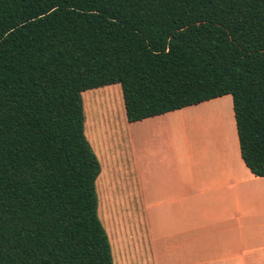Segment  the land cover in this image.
Masks as SVG:
<instances>
[{
  "label": "trees",
  "instance_id": "16d2710c",
  "mask_svg": "<svg viewBox=\"0 0 264 264\" xmlns=\"http://www.w3.org/2000/svg\"><path fill=\"white\" fill-rule=\"evenodd\" d=\"M127 123L229 96L264 177V0H0V264H112L81 94Z\"/></svg>",
  "mask_w": 264,
  "mask_h": 264
},
{
  "label": "crops",
  "instance_id": "0c3cea01",
  "mask_svg": "<svg viewBox=\"0 0 264 264\" xmlns=\"http://www.w3.org/2000/svg\"><path fill=\"white\" fill-rule=\"evenodd\" d=\"M98 89L84 94L99 100ZM211 103L227 107L230 118L218 140L195 137V123L185 126ZM126 130L111 161L118 180L132 186L133 241L122 228L114 264H264V177L253 176L240 159L229 100L127 123Z\"/></svg>",
  "mask_w": 264,
  "mask_h": 264
},
{
  "label": "rangeland",
  "instance_id": "374dc122",
  "mask_svg": "<svg viewBox=\"0 0 264 264\" xmlns=\"http://www.w3.org/2000/svg\"><path fill=\"white\" fill-rule=\"evenodd\" d=\"M85 92L81 94V100L83 99L84 101L82 107L84 116L83 133L89 145L94 147L96 152L93 150V153L99 159L100 163H98L99 166L101 164L102 169V173L99 172L94 183L97 201L96 214L107 237L112 264H114L116 258L115 242L118 241V235L122 234V228L131 235L128 242L132 243L133 241L132 186H130V189L128 187L125 188L124 184L118 180L117 176L113 174L115 173L114 169L117 171V167H114L111 161L115 160L116 162L117 160V157H112L117 154L116 140H119V144H124L121 142V137L123 138L127 135V123L118 85L99 88L95 94L105 95L104 98L100 96L99 100L96 99L97 96L90 99L87 97L89 94H84ZM224 98L225 101L227 100L228 102L229 100L230 102L229 96H224ZM217 104L222 107L215 110ZM206 108L208 109L207 111L201 109L193 113V117L186 118L185 126L192 127L195 123L194 125L198 128L190 131L194 136L197 135L198 138H201L207 135L206 139L210 140L208 136L211 135L218 140L219 136L224 133V129H227L228 121L225 117L230 119L227 107L225 109L219 103H211ZM213 113L216 117L218 115L222 116V125L219 128L215 125L216 117L211 118ZM110 135L113 138H110ZM118 186L119 188H117ZM113 242L114 246L112 245Z\"/></svg>",
  "mask_w": 264,
  "mask_h": 264
}]
</instances>
